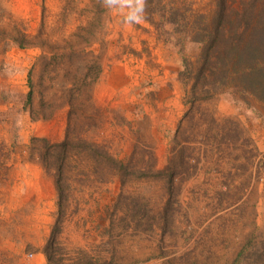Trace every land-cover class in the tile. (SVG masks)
I'll use <instances>...</instances> for the list:
<instances>
[{"label": "rangeland", "instance_id": "374dc122", "mask_svg": "<svg viewBox=\"0 0 264 264\" xmlns=\"http://www.w3.org/2000/svg\"><path fill=\"white\" fill-rule=\"evenodd\" d=\"M188 1L205 16L213 9L214 0ZM198 53V45H186L192 61ZM177 59L143 19L128 24L103 0H0V264H39L36 255L43 256L57 218L63 260L54 264L107 259L97 249L107 240L113 264H225L254 227L264 226V104H254V113L213 97L190 108ZM79 64L92 85L91 102L84 89L61 86L77 83ZM101 82L112 95L98 103ZM175 87L180 112L158 116ZM70 94V189L59 209L54 179L37 159L40 143L30 140H64ZM230 122L238 123L237 139ZM112 131L115 139L106 138ZM33 165L51 178L54 202L46 185L44 199L31 194L43 186ZM112 178L118 187L104 186Z\"/></svg>", "mask_w": 264, "mask_h": 264}, {"label": "trees", "instance_id": "16d2710c", "mask_svg": "<svg viewBox=\"0 0 264 264\" xmlns=\"http://www.w3.org/2000/svg\"><path fill=\"white\" fill-rule=\"evenodd\" d=\"M143 20L153 29L159 43L176 50V78L182 84L185 105L194 108L199 100L222 97L229 106L241 107L255 113L254 104H264V0H214L213 9L208 16L196 13L192 2L188 0H146ZM188 44L199 46V53L193 61L186 55ZM83 71L84 66L77 65V83L61 86L69 93L84 89L91 102L92 85L84 82L86 76ZM28 81L30 84L31 81ZM67 99L69 112L64 140L57 144H51L45 139L30 140L31 144L40 143L37 159L54 179L59 209L61 202L67 198L66 191L70 189L64 167L70 143L68 131L73 122L72 94ZM28 106H31L30 86L25 95L23 109L26 111ZM239 132L238 123L230 122L232 137L237 139ZM78 142L85 144L83 140ZM88 147L99 151L95 144H88ZM104 155L109 159L112 168L114 166L116 170H120V162L111 159L107 152ZM165 172L167 188L169 186L170 190L174 175L170 162ZM119 175L121 185H124L122 173L119 172ZM60 231V219L57 218L42 247L46 264L63 260L62 249L57 242ZM104 234L109 235V230ZM97 249L108 254L109 258L94 261L87 259L81 264L114 263V247L110 240L100 244ZM225 264H264V226L254 227Z\"/></svg>", "mask_w": 264, "mask_h": 264}, {"label": "crops", "instance_id": "0c3cea01", "mask_svg": "<svg viewBox=\"0 0 264 264\" xmlns=\"http://www.w3.org/2000/svg\"><path fill=\"white\" fill-rule=\"evenodd\" d=\"M175 89H177V88L175 87ZM111 95H112V93H110L108 85H105L103 82H101L99 85H97L95 92H94V97L96 98L98 103L104 102L105 98L110 97ZM180 96H181V94L179 95V92L177 89L175 98L169 99L166 103L159 104L157 106L158 116H167L169 119H172V117L173 118L177 117L178 113L180 112V109L182 108V105L178 100ZM168 124L170 125V127H172L174 125V122H170ZM111 133H113V131L110 132L109 134H107L106 138L115 139L116 132H114L113 134H111ZM114 141H118V139H116ZM125 150H126V148H125ZM158 150H159V153L156 155L157 167H158V165H159V167H162L163 166L162 152L164 149L162 146H159ZM33 168H35L37 170V172L39 173V177L41 179L43 186L37 187L36 190L33 189L31 194L35 195L36 199L37 198L44 199L45 195H46V193L44 192L45 191L44 186L46 185V186H48L47 194L49 197V202H50L51 198L53 199V202H54V196L50 198V194L53 191V184H52L51 178L49 176H47L45 173H43L42 170H40L38 166L33 165ZM107 185L108 186L112 185L113 187H118L119 181L116 178H112L111 180H108L107 182L104 183V186H107ZM50 187H51V190H50ZM83 188H88V187H82L81 189H83ZM36 256H37L38 263L43 264L44 260H43V256L41 255V253L38 252ZM15 260H17V259L11 258L12 263H14ZM14 264H18V263L15 262Z\"/></svg>", "mask_w": 264, "mask_h": 264}, {"label": "clouds", "instance_id": "9594fccd", "mask_svg": "<svg viewBox=\"0 0 264 264\" xmlns=\"http://www.w3.org/2000/svg\"><path fill=\"white\" fill-rule=\"evenodd\" d=\"M103 4L119 11L124 16V21L132 24L142 21L146 0H103Z\"/></svg>", "mask_w": 264, "mask_h": 264}]
</instances>
